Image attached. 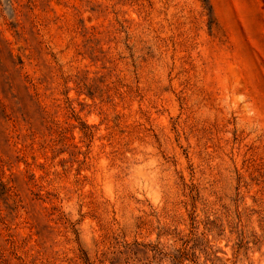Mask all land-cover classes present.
<instances>
[{"label": "rangeland", "instance_id": "374dc122", "mask_svg": "<svg viewBox=\"0 0 264 264\" xmlns=\"http://www.w3.org/2000/svg\"><path fill=\"white\" fill-rule=\"evenodd\" d=\"M0 264H264V0H0Z\"/></svg>", "mask_w": 264, "mask_h": 264}, {"label": "trees", "instance_id": "16d2710c", "mask_svg": "<svg viewBox=\"0 0 264 264\" xmlns=\"http://www.w3.org/2000/svg\"><path fill=\"white\" fill-rule=\"evenodd\" d=\"M138 246H140V245L136 243V244H135V247H138ZM124 248H125V251L120 252L121 255H122V254H124V255H128V254H130V252L132 251V249H131L129 246H125ZM174 259H175V260H176V259H179V257H175Z\"/></svg>", "mask_w": 264, "mask_h": 264}]
</instances>
